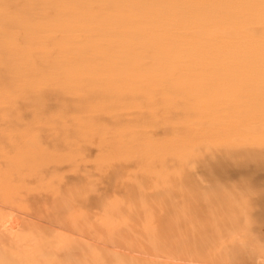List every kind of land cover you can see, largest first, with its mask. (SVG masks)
<instances>
[{
    "label": "rangeland",
    "instance_id": "rangeland-1",
    "mask_svg": "<svg viewBox=\"0 0 264 264\" xmlns=\"http://www.w3.org/2000/svg\"><path fill=\"white\" fill-rule=\"evenodd\" d=\"M0 154V264H264V0H0Z\"/></svg>",
    "mask_w": 264,
    "mask_h": 264
},
{
    "label": "bare ground",
    "instance_id": "bare-ground-1",
    "mask_svg": "<svg viewBox=\"0 0 264 264\" xmlns=\"http://www.w3.org/2000/svg\"><path fill=\"white\" fill-rule=\"evenodd\" d=\"M156 14L155 13H152L151 14V16L149 15L148 16V18H150V19H153V18H156L157 16H155ZM214 22H217L216 20H213ZM260 23H263V22H257V23H253L255 26L257 25V24H260ZM42 151V150H41ZM46 153V152H45ZM16 157L15 158H17L18 159V162L17 163H15L14 162V164H12L13 166L14 165H16V166H14L15 167V169L16 170H10V174L11 175H14L16 172H18L17 170H19L18 168H19V166H26V165H28V163L30 162V161H32V162H39V163H47V162H49L48 164H50V162H51V159L47 156V157H45L44 159H42V158H36V159H31V160H29L28 158H26V157H24L23 155H15ZM13 158V157H12ZM11 158L9 157V155L8 154H0V164L1 163H3V162H6L7 160L9 161ZM54 160V159H53ZM58 161V160H57ZM28 170V169H27ZM20 173H22V172H20ZM1 179H3V180H5V179H8L6 176H4V175H2L1 173H0V180ZM3 180H1L0 182H4ZM70 196H72L73 197V200L75 201V202H77V203H79V204H81L82 202H83V199H84V195H83V193L81 192V185L79 186V187H75V190L72 192V193H70L69 194ZM72 201V200H71ZM261 204V203H260ZM264 205V203L262 202V205L261 206H263ZM262 208V207H261ZM257 215V216H256ZM254 216H256V218H258V220L259 219H261L262 221H261V223L263 222V224H264V209L263 210H261V211H258ZM54 229V228H53ZM260 229V228H259ZM259 229H254V230H256V232L257 231H259ZM260 232V231H259ZM260 234V233H259ZM55 235V234H54ZM255 236V235H254ZM262 236V235H261ZM257 237V236H256ZM264 237V236H263Z\"/></svg>",
    "mask_w": 264,
    "mask_h": 264
}]
</instances>
